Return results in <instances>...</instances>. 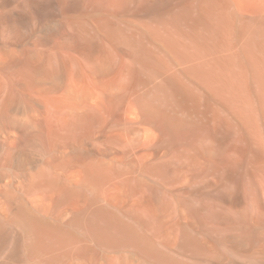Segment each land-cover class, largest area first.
Returning <instances> with one entry per match:
<instances>
[{
	"label": "bare ground",
	"instance_id": "1",
	"mask_svg": "<svg viewBox=\"0 0 264 264\" xmlns=\"http://www.w3.org/2000/svg\"><path fill=\"white\" fill-rule=\"evenodd\" d=\"M0 264H264V0H0Z\"/></svg>",
	"mask_w": 264,
	"mask_h": 264
}]
</instances>
